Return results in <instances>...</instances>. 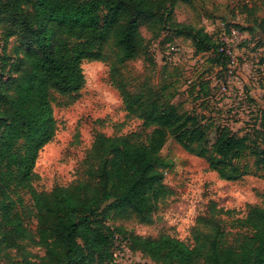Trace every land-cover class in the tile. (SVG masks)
<instances>
[{
	"label": "trees",
	"instance_id": "1",
	"mask_svg": "<svg viewBox=\"0 0 264 264\" xmlns=\"http://www.w3.org/2000/svg\"><path fill=\"white\" fill-rule=\"evenodd\" d=\"M178 1L0 0V19L11 23L6 39L22 35L0 72V253L15 248L24 264H113L114 238L124 230L108 219L135 216L152 223L171 194L160 156L171 136L190 151L198 144V155L222 179L238 180L253 165L264 170V148L256 142L220 125L207 131L174 104H161L148 90H131L119 78V66L145 46L143 27L156 35L185 27L196 54L227 67L222 42L174 19ZM85 60L109 63L128 115L150 131L144 137L97 133L82 179L38 190L36 162L58 129L53 104L58 95L72 96L84 87ZM18 190L30 194L32 209L23 205ZM18 204L33 212L35 234L25 217L33 214L18 212ZM128 238L134 251L161 264H264V204L239 215L211 201L195 220L192 243L167 233L132 232ZM26 241L44 248L38 261L28 256Z\"/></svg>",
	"mask_w": 264,
	"mask_h": 264
},
{
	"label": "rangeland",
	"instance_id": "2",
	"mask_svg": "<svg viewBox=\"0 0 264 264\" xmlns=\"http://www.w3.org/2000/svg\"><path fill=\"white\" fill-rule=\"evenodd\" d=\"M174 19L204 29L214 41L228 40L232 57L227 67L221 68L206 54H196L185 27H170L157 35L143 27L145 46L136 58L119 66V78L131 90H148L161 104H174L207 131L224 126L231 134L247 137L249 143L256 142L264 148V0H179L174 5ZM10 27V22L0 19V72L5 57L13 56L15 46L22 40L19 33L6 39ZM233 30H240L241 35L232 42ZM173 44L179 50L176 60L169 64L165 54ZM82 66L84 87L72 96L58 95L53 104L58 129L36 162L39 178L34 185L38 190L50 191L56 185L82 179L83 161L97 133L136 132L144 137L150 131L143 127L141 119L128 115L112 81L109 63L85 60ZM198 151V144L190 151L173 136L168 139L160 156L171 194L152 223L135 216L108 219L109 224L124 230H117L115 235L123 238V252L114 256L113 264H161L131 248L128 235L132 232L153 237L167 233L192 243L195 220L207 212L211 201L236 209L239 215H244L250 205L264 204V170L253 165L250 174L234 181L225 180ZM17 195L23 198V205L32 209L29 193L18 190ZM15 209L30 213L20 204ZM25 217L35 234L34 214L31 219ZM25 247L34 261L44 255V248L34 242L26 241ZM0 256V264H24L23 253L15 248L1 252Z\"/></svg>",
	"mask_w": 264,
	"mask_h": 264
},
{
	"label": "built area",
	"instance_id": "3",
	"mask_svg": "<svg viewBox=\"0 0 264 264\" xmlns=\"http://www.w3.org/2000/svg\"><path fill=\"white\" fill-rule=\"evenodd\" d=\"M243 33V32H242ZM232 37L230 41H234L235 38H238L241 35V31L240 30H233V32L231 33ZM224 40H222V44L220 47V51L224 52L229 58L232 57V50H231V45L229 42H226L228 40H225V38H223ZM227 39V38H226ZM178 46L177 45H169L168 49L166 51L165 54V59L166 62L171 64L176 60V56L178 54ZM123 238H119V236H115V248H114V256H118L119 254H121V252H123Z\"/></svg>",
	"mask_w": 264,
	"mask_h": 264
}]
</instances>
